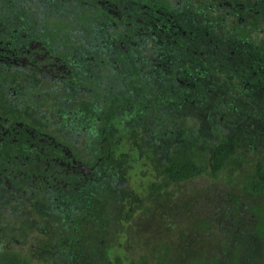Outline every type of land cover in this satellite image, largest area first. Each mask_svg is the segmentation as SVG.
<instances>
[{"label": "trees", "instance_id": "obj_1", "mask_svg": "<svg viewBox=\"0 0 264 264\" xmlns=\"http://www.w3.org/2000/svg\"><path fill=\"white\" fill-rule=\"evenodd\" d=\"M40 1L45 3L41 7L63 9L60 0H0V18L1 11L6 9L11 16L8 18L20 19L26 28L41 24V18L45 20L43 24L51 25L47 14L36 11L41 8ZM111 2L121 7L126 0ZM159 2L155 0L154 3L160 5ZM139 3L141 7L144 1ZM146 3H150L149 0ZM138 11L131 13L130 22L135 26L137 18L143 19ZM94 13L70 16L71 25L75 21L79 23V16L83 24L91 25V29L88 27L92 31L91 38H86L91 47L87 46L76 57H88L93 61L88 60L86 64L84 61L83 68L88 71L78 68V76L62 96L70 103L73 89L86 88L89 90L84 95L87 99L84 101L82 97L83 101L78 104L83 105L71 106L69 110L57 98L53 100V108L61 116L67 112L70 116L59 121L61 126L67 123L70 126L63 130L74 135L77 127V132L83 134L80 139L83 143L70 141L64 136L66 134L55 135L56 142L60 141L58 144L42 143L40 139L46 136L39 132L48 130L42 129L39 123L33 128L27 127L29 133L24 128H15L20 132L14 136L16 141L9 136L7 141L0 142V231L5 232L10 225H15V229L26 233L23 235L26 240L31 238L30 253L23 256L0 251V264H35L32 258L46 264H124V258L115 251L123 245L119 238L126 234L124 226L131 222L136 211L143 209L144 216H156V207H150L152 196L159 197L172 185L198 178L206 169L210 175L217 176L236 157L245 159L239 150L243 146L240 136L246 132L238 127L233 133V118H230L236 116L240 96L221 101L220 96L215 105L203 110L200 102L207 99V94L195 91L191 97L192 93L177 79L180 75H176L179 71L172 52L175 42L171 38L165 39V49L170 47L171 51L164 55L170 54L172 58L163 60L158 70L154 61L157 63L159 56L154 59L156 55L151 54L149 65L146 61L144 36L138 37L136 31L121 24L118 30L108 31L104 27L110 16ZM95 19H101L103 30H98ZM121 43L127 46V51L122 49ZM226 70L229 75L234 72L233 66L228 64L216 65L213 71L225 76ZM244 99L247 101L248 97ZM187 104L192 105L184 108ZM249 105L257 107L259 104L251 101ZM192 108L198 113H213L215 118L209 121L203 118L201 124L185 128L180 118L184 111ZM69 111L77 113L72 115ZM252 112L253 109L248 116L253 115ZM261 112L257 115L264 114ZM9 115L15 122H28L16 113L7 112L6 116ZM220 118L223 119L222 127H218ZM82 149L87 154L85 157ZM134 152L152 169L154 165L161 177L159 182L151 184L148 199L123 184V178L133 166L131 155ZM71 153V157L67 156ZM71 159L73 164L68 165L66 162ZM255 159V169L245 174L243 186L247 192L262 196L264 146ZM14 238L18 237L14 235ZM0 241L7 244L11 238L2 235ZM189 243L192 246L186 250L190 258L187 264H264V252L258 250L242 254L239 260L218 254L210 258L207 256L210 244L205 239H192ZM159 259L155 264H161L162 257ZM147 263L144 258L130 261V264Z\"/></svg>", "mask_w": 264, "mask_h": 264}, {"label": "flooded vegetation", "instance_id": "obj_2", "mask_svg": "<svg viewBox=\"0 0 264 264\" xmlns=\"http://www.w3.org/2000/svg\"><path fill=\"white\" fill-rule=\"evenodd\" d=\"M60 1L62 10L41 7L45 4L41 1L40 5L36 3L41 7L36 11L47 14L51 25L43 24L45 20L41 18V24L26 28L20 19L8 18L11 17L9 11H1L0 142L7 141L9 136L16 141L14 136L20 132L15 128H24L29 133L28 128H33L35 123L48 130L39 132L46 136L40 139L42 143L58 144L60 141L56 142V136L61 134H66L64 136L71 141L70 135L63 130L69 128V124H59L64 117L70 116H67L68 112L61 116L53 108V100L57 98L69 110L71 106L79 105L82 97L84 101L87 99L84 95L89 90L86 88L70 89L73 93L70 103L62 96L67 87L70 88L73 78L78 76V68L85 69L84 61L85 64L88 60L93 61L88 57H76L87 46L91 47L86 40L91 38L92 31L88 29L91 25L83 24L80 16L79 23H70V16L88 12L110 16L104 27L108 31L118 30L121 24L136 31L138 37L144 36L146 61L149 65L151 54L156 55L154 59L159 56L160 60L154 61L158 70H161L163 60L172 58H169L170 54L164 55L171 51L170 47L165 49V39L171 38L175 42L172 52L179 71L176 75H180L177 79L192 93L191 97L195 91L206 93L207 99L200 102L207 105L206 108L215 105L221 95L247 96L249 103L258 101V108L264 112V0H160V5L154 3L155 0H149L150 3L143 0L141 7L140 0H126L121 7L111 0ZM137 10L143 19L137 18L135 26L130 20L131 13H137ZM95 22L99 24L98 30H103L101 19H95ZM131 45L135 44L131 42ZM121 47L128 50L124 43ZM95 52L97 54L98 50ZM224 64L233 66L232 75L227 70L225 76L214 73L216 65ZM253 108L249 106V111ZM7 112L29 116L34 123L15 122L13 116H6ZM69 113L74 115L77 111ZM246 118L243 121L247 122L250 116ZM67 156L71 157L72 153ZM73 159L66 163L73 164ZM76 168L80 172V167Z\"/></svg>", "mask_w": 264, "mask_h": 264}, {"label": "rangeland", "instance_id": "obj_3", "mask_svg": "<svg viewBox=\"0 0 264 264\" xmlns=\"http://www.w3.org/2000/svg\"><path fill=\"white\" fill-rule=\"evenodd\" d=\"M225 98L230 96H222L220 101ZM237 104L240 110L236 116L230 117L233 118L232 132L236 133L238 127L246 132L240 136L243 146L239 150L245 159L236 157L235 161L229 162L217 176L210 175L209 169H206L198 178L172 185L162 191L159 197L152 196L151 206L147 200L148 206L156 207V216H144L141 209L136 211L131 222L124 226L126 234L119 238L123 245L121 248H115L124 258V264H130L131 259L137 262L141 258H144L147 264H155L161 260L160 257L161 264H187L190 258H187L186 250L191 248L189 241L192 239H205L210 244V249L207 250V256L210 258L218 254L227 255L232 259L238 257L239 260L246 252H264V195H254L247 192L243 186L245 174L254 171L255 155L259 154L264 146V114L257 115L261 112L258 105L253 108L249 121H243L250 112L249 102L239 97ZM202 107L205 110L208 106ZM182 114L183 116L179 113L180 123L185 128L201 124L203 118L207 121L215 118L213 113H198L193 108ZM21 118L34 123L29 116L22 115ZM221 125L222 118L218 127H222ZM77 131L78 128H74L76 134H71L70 139L82 144L80 139L83 134ZM122 150L125 151V148ZM82 155H87L84 149ZM131 159L134 161L133 166L123 178V184L129 185L133 193L148 199L151 184L159 182L161 177L158 176L154 165L153 170L148 162L138 158L137 152L132 153ZM247 161L249 162L246 163ZM5 214L7 217L8 213ZM15 228V225H10L7 231H0V236L11 238V242L7 244L0 241V251L25 256L30 253L31 238L30 241L26 240L23 237L26 233L20 228ZM11 231L15 233L12 234ZM14 235L19 239L14 238ZM32 262L46 264L33 258Z\"/></svg>", "mask_w": 264, "mask_h": 264}]
</instances>
